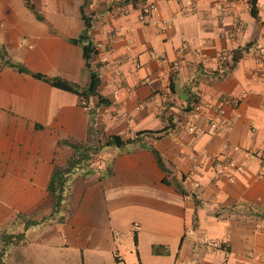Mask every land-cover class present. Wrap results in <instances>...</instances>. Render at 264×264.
I'll return each mask as SVG.
<instances>
[{
  "label": "crops",
  "instance_id": "1",
  "mask_svg": "<svg viewBox=\"0 0 264 264\" xmlns=\"http://www.w3.org/2000/svg\"><path fill=\"white\" fill-rule=\"evenodd\" d=\"M27 1L35 12L25 0H0V230L9 222L4 210L8 219L49 217L52 173L74 156L63 141L99 151L116 136L131 142L106 147L107 178L95 173L76 182L88 187L92 179L106 209L136 218L139 264H264V160L247 156L264 153V0H255L256 18L242 2L154 0L156 12L143 16L137 1L89 0L87 38L97 48L89 64L107 105L96 107L91 97L86 108L77 96L4 65L89 84L83 44L71 43L83 33V0ZM109 44L108 62L100 63ZM236 51L239 60L218 71L220 56ZM22 239L30 247L65 246ZM113 239L111 228L84 243L119 264Z\"/></svg>",
  "mask_w": 264,
  "mask_h": 264
},
{
  "label": "rangeland",
  "instance_id": "2",
  "mask_svg": "<svg viewBox=\"0 0 264 264\" xmlns=\"http://www.w3.org/2000/svg\"><path fill=\"white\" fill-rule=\"evenodd\" d=\"M63 143L68 146L76 144L79 153L86 147L81 143L65 141ZM101 148L90 159L82 160L76 168L65 173L62 185L54 184L53 190L55 193H60L61 198L58 203L54 198L56 212L51 211L52 219L47 217L46 221L42 219L34 223L33 218L28 219L18 213L13 216V219H8L7 212L3 211L4 220L9 221L0 230V254L3 264H115L112 255L108 252H98L89 248L87 241L84 243V240L91 239L92 236L103 235L107 230L111 232V228L114 236L112 243L116 246L120 257L119 264H139L134 242V232L137 227L132 226L136 223L131 225V221L136 218L131 214L128 216L127 213L130 211L115 213L109 210L110 207L106 209V195L101 189L92 188V179L88 187L77 185L76 182L79 178L88 180L95 173H100L107 178L108 170L105 169L103 162L108 160L106 156L109 148ZM77 151H74V156L78 153ZM137 213L140 218L143 216L146 218L143 211L137 210ZM53 225L57 227L55 229H58V232L52 234L50 231ZM22 238L34 242L40 239H55L67 247L64 246L59 250H51L48 247H30L27 243L21 242Z\"/></svg>",
  "mask_w": 264,
  "mask_h": 264
},
{
  "label": "trees",
  "instance_id": "3",
  "mask_svg": "<svg viewBox=\"0 0 264 264\" xmlns=\"http://www.w3.org/2000/svg\"><path fill=\"white\" fill-rule=\"evenodd\" d=\"M88 1L89 0H83V5L80 7V15H81V19H82L83 24H84L83 33L79 37L78 40H71L72 44H78V43L83 44L82 45L83 60L85 63V67L89 73V84L86 88H81L74 83H71L69 81H65V80L60 79V78H49V77H46L45 75H42L39 73H32V72H29L23 66L14 65V64H11L7 61L4 62V65H7L8 67L14 68L19 73L29 74L30 76H32L36 80L43 81V82L49 84L51 87H54L56 89H59V90H62V91H65V92H68L70 94L77 96L80 99L81 106L84 108H86L88 106V102H89V99L91 97L96 98V101H97L96 107L101 106V105H107L105 99L103 97H101L98 93V88L100 85V79H99L97 72L95 71L97 67H95V66L92 67L89 64V60H90L91 56L93 54L97 53V49L89 43L88 38H87V32L91 27V22H90V18L84 14L83 9L87 5ZM136 1H137L138 8L140 9V12H141L142 6L144 4V0H140V1L139 0H132L131 3L133 4V6L134 5L136 6ZM25 5L30 11L35 12L34 7L27 0H25ZM248 6H249V13H250L251 17L256 18L257 13H256V8H255V0H251L249 2ZM37 17H38V15H37ZM0 53H1V51H0ZM239 58H240V53H238V51L234 52L232 55V64H235L239 60ZM2 66L3 65H0V69L2 68ZM189 99H191V98H189ZM192 100L194 102L196 101V99L194 100L193 98H192ZM89 112H90L89 114L91 115V117H93V115H92L93 110L91 109ZM160 132H162V131H156V132H152V133H160ZM142 134H148V133H142ZM130 142H131L130 140H128L126 142H121V141H119L118 137L110 136L107 138L106 142L103 145H100L99 147H108V146L119 147V146H123L125 144H129ZM70 147L74 151L79 150V148L76 147V145H70ZM97 151H98V147H95V148L85 147V148H83L82 152L79 153L77 151L78 153L75 156H73V158H71V160L67 163L66 167L60 168V169L57 168L53 171V175H52L50 182H49L48 190L53 194L54 198H56L57 203L59 202L58 200H60L61 197H60V193H55V191L53 190L55 188V185H57V186L62 185L61 182H62L63 176H65L64 175L65 173L71 171L72 168H76L82 160L90 159L94 154L97 153ZM151 152L153 153V155L155 157L157 165L159 166V168L162 169L163 163L161 161L159 154L153 149L151 150ZM56 175H59V176L55 177ZM64 179H65V177H64ZM177 191L183 196L186 195V193L183 191V189L179 186H177ZM55 207H56V203H54V205H53V210H52L53 213L56 212ZM52 216L53 215L51 213L49 217L52 219ZM32 222H34V221H32ZM134 241H135V237H134ZM153 253L158 254L159 253V247H153ZM0 264H3L1 261V254H0Z\"/></svg>",
  "mask_w": 264,
  "mask_h": 264
},
{
  "label": "built area",
  "instance_id": "4",
  "mask_svg": "<svg viewBox=\"0 0 264 264\" xmlns=\"http://www.w3.org/2000/svg\"><path fill=\"white\" fill-rule=\"evenodd\" d=\"M250 1L251 0H223L225 6L235 5L238 2H242L243 4L248 6ZM191 5L192 4H191L190 0H186L185 1V7H191ZM156 10H157V7H156V4H155L154 0H144V4H143L142 9H141V15L148 16V15H151L154 12H156ZM98 47H100V46H98ZM110 54H111V45L109 44L108 46L105 47L104 53L99 58L100 59V63H107ZM220 59L223 62L219 66L218 71L226 69L232 64V56H231V58L229 57V59H228L226 55H222V56H220ZM261 97L264 99V92L261 94ZM192 109L195 112H199V111H201V105H199L197 103H194L192 105ZM222 114L223 113L220 112V115H222ZM208 125H209L210 129L213 130V131L218 129V123H217L216 119H211L209 121ZM247 156L249 158H251V159H256V160H259L261 162L264 160V153H260V152L248 153ZM236 170H240V169L236 168ZM229 180L233 181V177H230ZM213 245H215V244H213Z\"/></svg>",
  "mask_w": 264,
  "mask_h": 264
}]
</instances>
